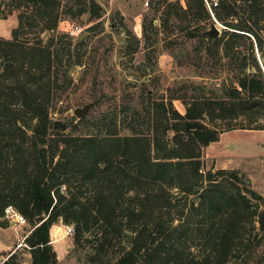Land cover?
Here are the masks:
<instances>
[{
  "label": "trees",
  "instance_id": "1",
  "mask_svg": "<svg viewBox=\"0 0 264 264\" xmlns=\"http://www.w3.org/2000/svg\"><path fill=\"white\" fill-rule=\"evenodd\" d=\"M193 1L195 6L205 7V0ZM14 2L26 9L19 15L13 38L0 39V48L7 52V59L0 53V226H8L5 209L9 205L33 225L24 239L30 264H59L51 229L61 220L74 226L73 253L84 264H233L237 228L251 210V200L264 208V196L240 172L202 171V148L219 137L204 122L208 100L213 99L200 94L192 103L185 101V114L171 106L177 122L166 126L163 132H175V153L164 148L168 141L161 142L162 136L152 119L146 131H134L128 136L96 131L53 138L51 106L58 75L65 57L69 58L65 73L70 79V68L76 63L71 60L70 50L62 49L55 39L47 45L39 40L36 45L27 46L19 38L39 24L44 30H54L60 21V3ZM92 6L98 13L100 7L95 1ZM215 9V17L227 27L225 33L229 37L208 41L216 42L218 47L222 42L227 55L245 38L249 39L248 48L253 55L255 48L264 50V39L258 31L264 30V0H218ZM172 14L179 18L181 15L177 10ZM203 30L195 27L191 36L206 39ZM249 65L258 71L248 72ZM239 67L241 75L231 95L234 99L227 96L210 103L219 112L212 114L210 110L208 118L236 119L246 110L253 111L254 116L261 110L262 115L249 117L242 129H264V123L258 124L264 117L261 66L256 57L252 64L242 54ZM4 75L12 85L2 82ZM226 84L224 80L218 89L227 91ZM195 87L207 90L201 83ZM240 90L247 92L245 99L240 97ZM257 96H262V101H256ZM233 128L237 127L228 130ZM227 173L247 193L239 187L221 190L218 176ZM205 180L209 186H204ZM173 190L183 192L186 198L187 194L196 197L189 206L202 212L198 222L177 217L180 210L176 213L173 209ZM255 213L264 229V211ZM42 215L46 219L36 224V218ZM175 218L180 219L177 224ZM195 230L199 231L198 238ZM195 238L200 242L197 252L191 243ZM18 251L10 253L2 264H13Z\"/></svg>",
  "mask_w": 264,
  "mask_h": 264
},
{
  "label": "rangeland",
  "instance_id": "2",
  "mask_svg": "<svg viewBox=\"0 0 264 264\" xmlns=\"http://www.w3.org/2000/svg\"><path fill=\"white\" fill-rule=\"evenodd\" d=\"M57 1L60 3V21L54 30H44L42 24H39L19 38L27 46H34L39 40L47 45L55 39L62 49L66 48L67 52L70 50L71 60L76 63L70 68V79L65 73L69 67V58L63 60L51 106V119L53 122L67 121L68 125L66 129L54 128L51 137L84 136L96 131H102V135L115 132L128 136L134 131H146L152 119L162 136L161 142L165 139L168 141L164 148L175 153V132H163L166 126L177 122L171 106L185 114V101L192 103L201 94L207 99H213L208 100L204 122L219 135L217 141L202 148V171L206 173L225 169L240 172L251 187L264 196V129H242L246 127L244 125H247L249 117L261 116V110L255 116L253 111L246 110L236 119L211 121L208 118L210 110L212 114L219 112L210 103L220 98L234 99L231 95L235 93L238 76L241 75L239 61L242 54L248 56L249 63L253 64L256 57L260 66L262 61L264 64V50L260 52L255 48L254 56L248 48L247 38L227 55L222 42L218 47L216 42L208 41L210 38L206 35V39L200 35L191 36L195 27L201 31L204 29V34L216 21L221 35L214 39H228L225 33L227 27L215 17L214 7L218 0H205L204 8L195 6L193 0ZM92 1L100 7L98 13ZM24 9L25 6H19L14 0H0V39L13 38L12 31L18 28L19 15ZM80 10L84 12L80 13ZM176 10L180 11V18L172 14ZM76 25L80 30L71 36V29ZM28 30L29 26L26 32ZM258 31L264 39V30ZM0 53L7 59L5 49L0 48ZM247 71L258 70L249 65ZM224 80L227 91L218 89ZM2 82L12 85L7 75L3 76ZM196 83L206 86L207 90H198ZM239 93L242 99L246 98V91L240 90ZM256 101H262V96H257ZM90 102H94V106L79 119L74 110ZM259 123H264V117ZM232 127L237 128L228 130ZM26 131L31 136L29 127H26ZM218 178L221 190L239 187L247 193L242 184L228 173ZM204 182V186L210 185L208 181ZM173 192V202H176L173 209L176 213L180 210L177 217L198 222L202 212L189 206L196 197L187 194L186 198L183 192ZM257 205L256 200H251L252 208L237 228L231 255L233 264H264V229H261L255 213L256 210L261 213L264 208ZM184 209L185 213L181 211ZM165 218L168 219L169 215H165ZM6 220L8 226L0 230V250L5 249L7 244L12 247L9 252L0 255V264L17 249L20 252L12 263L30 264L31 258L24 239L33 225L27 221L25 226H19ZM179 221L175 218V224ZM68 226L74 227L61 220L51 229V240L59 264H84L73 253L76 246L75 232H70ZM194 233L198 238L199 231L195 230ZM195 240H191V243L193 251L197 252L200 242Z\"/></svg>",
  "mask_w": 264,
  "mask_h": 264
},
{
  "label": "water",
  "instance_id": "3",
  "mask_svg": "<svg viewBox=\"0 0 264 264\" xmlns=\"http://www.w3.org/2000/svg\"><path fill=\"white\" fill-rule=\"evenodd\" d=\"M204 35H206L210 39H214V38L221 35V30L217 26L216 21H214L211 24V28L209 30L204 32ZM94 104H95L94 102H90V103H87L86 105H84L83 107H77L74 110V113L76 114V116L79 119H81L84 115H86L88 113V111L94 106ZM67 125H68L67 121H61V120L54 121V127L55 128L66 129ZM45 219H46V217L44 215L37 217L36 218V224H41Z\"/></svg>",
  "mask_w": 264,
  "mask_h": 264
},
{
  "label": "built area",
  "instance_id": "4",
  "mask_svg": "<svg viewBox=\"0 0 264 264\" xmlns=\"http://www.w3.org/2000/svg\"><path fill=\"white\" fill-rule=\"evenodd\" d=\"M80 30L79 26H73L70 32L71 36L76 35V33ZM261 68L263 70L264 74V64L261 62ZM5 217L9 219L14 225H19V226H25L27 224V219L25 218L24 215L19 213L16 208L12 205H9L5 209ZM70 232L74 231V227L68 226Z\"/></svg>",
  "mask_w": 264,
  "mask_h": 264
},
{
  "label": "crops",
  "instance_id": "5",
  "mask_svg": "<svg viewBox=\"0 0 264 264\" xmlns=\"http://www.w3.org/2000/svg\"><path fill=\"white\" fill-rule=\"evenodd\" d=\"M1 229H4V227H1V226H0V230H1ZM11 247H12L11 244H7V245L5 246V249L0 250V255L9 252V251L11 250Z\"/></svg>",
  "mask_w": 264,
  "mask_h": 264
}]
</instances>
